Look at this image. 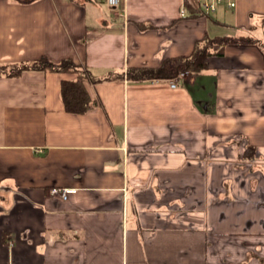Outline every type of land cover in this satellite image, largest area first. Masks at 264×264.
Listing matches in <instances>:
<instances>
[{
    "label": "crops",
    "instance_id": "1",
    "mask_svg": "<svg viewBox=\"0 0 264 264\" xmlns=\"http://www.w3.org/2000/svg\"><path fill=\"white\" fill-rule=\"evenodd\" d=\"M224 36L176 87L127 77ZM41 57L90 104L0 74V264H264V0H0V65Z\"/></svg>",
    "mask_w": 264,
    "mask_h": 264
},
{
    "label": "trees",
    "instance_id": "2",
    "mask_svg": "<svg viewBox=\"0 0 264 264\" xmlns=\"http://www.w3.org/2000/svg\"><path fill=\"white\" fill-rule=\"evenodd\" d=\"M250 38L246 37H213L205 38L196 43L192 52L187 56H177L166 58L158 67L132 68L127 72V77L136 80L145 79H168L177 78L179 73L187 72L196 75L207 66L210 56L220 55L226 44L230 43H249ZM77 66L71 60H64L55 64L49 62L45 57H41L30 63L18 66L0 65V74H17L24 69H52L57 71L73 70L78 72L76 80H63L61 82V93L64 107L70 112H82L90 104L89 94L84 86L85 71H78ZM106 77L105 79H108Z\"/></svg>",
    "mask_w": 264,
    "mask_h": 264
},
{
    "label": "built area",
    "instance_id": "3",
    "mask_svg": "<svg viewBox=\"0 0 264 264\" xmlns=\"http://www.w3.org/2000/svg\"><path fill=\"white\" fill-rule=\"evenodd\" d=\"M99 1H105L109 4L114 5V6L118 5V3L120 2V0H99ZM202 7L205 11H211L214 8L212 3H207V2L203 3ZM184 76H185V73L181 72V73H179L177 78L170 80L171 87H176L177 80L184 77ZM71 191H73V189H65V188L64 189H58V188L52 189V193H60V195L64 198L66 197L67 193H69Z\"/></svg>",
    "mask_w": 264,
    "mask_h": 264
}]
</instances>
